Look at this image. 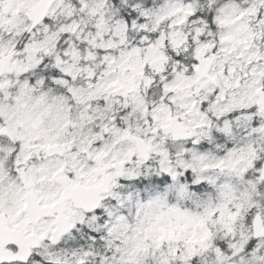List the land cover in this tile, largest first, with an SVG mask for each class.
Wrapping results in <instances>:
<instances>
[{"label": "snow or ice", "instance_id": "6c2138e0", "mask_svg": "<svg viewBox=\"0 0 264 264\" xmlns=\"http://www.w3.org/2000/svg\"><path fill=\"white\" fill-rule=\"evenodd\" d=\"M0 264H264V0H0Z\"/></svg>", "mask_w": 264, "mask_h": 264}]
</instances>
